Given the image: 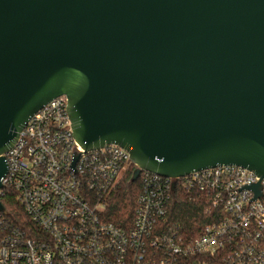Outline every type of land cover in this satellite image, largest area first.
<instances>
[{
  "label": "water",
  "instance_id": "water-1",
  "mask_svg": "<svg viewBox=\"0 0 264 264\" xmlns=\"http://www.w3.org/2000/svg\"><path fill=\"white\" fill-rule=\"evenodd\" d=\"M61 95L78 143L124 147L133 182L264 177V0H0V189L5 153Z\"/></svg>",
  "mask_w": 264,
  "mask_h": 264
},
{
  "label": "built area",
  "instance_id": "built-area-1",
  "mask_svg": "<svg viewBox=\"0 0 264 264\" xmlns=\"http://www.w3.org/2000/svg\"><path fill=\"white\" fill-rule=\"evenodd\" d=\"M5 158L0 201L9 188L30 224L0 210V264H264V177L248 168L143 170L133 219L118 225L104 215L106 197L135 164L118 144L85 151L65 95L29 118ZM177 189L203 206L200 230L173 221Z\"/></svg>",
  "mask_w": 264,
  "mask_h": 264
},
{
  "label": "trees",
  "instance_id": "trees-1",
  "mask_svg": "<svg viewBox=\"0 0 264 264\" xmlns=\"http://www.w3.org/2000/svg\"><path fill=\"white\" fill-rule=\"evenodd\" d=\"M133 171L134 168L131 166L116 188L107 195L105 201V217L121 226L131 223L141 191V178L134 182L131 181ZM3 203L8 210V216L14 222L25 226L30 224L29 217L17 203L15 194L9 191V188L5 190ZM203 211L204 208L199 202L187 198L177 189L171 206L173 221L182 223L187 229L197 228L200 230L208 220Z\"/></svg>",
  "mask_w": 264,
  "mask_h": 264
}]
</instances>
